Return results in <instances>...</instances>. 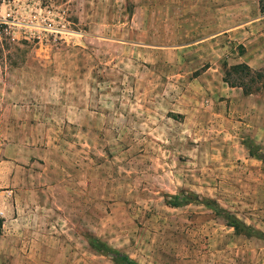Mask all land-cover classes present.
<instances>
[{"label": "rangeland", "instance_id": "rangeland-1", "mask_svg": "<svg viewBox=\"0 0 264 264\" xmlns=\"http://www.w3.org/2000/svg\"><path fill=\"white\" fill-rule=\"evenodd\" d=\"M239 63L257 0H0V264H264Z\"/></svg>", "mask_w": 264, "mask_h": 264}, {"label": "crops", "instance_id": "crops-1", "mask_svg": "<svg viewBox=\"0 0 264 264\" xmlns=\"http://www.w3.org/2000/svg\"><path fill=\"white\" fill-rule=\"evenodd\" d=\"M233 92L231 93L232 98L228 100L230 104H233L235 100L239 101L238 105H231L233 108V113L231 117L233 118V125L235 127L234 134L239 138V143L242 144L246 149L245 141L249 139L261 145H264V102L262 105H257L256 99H253V104L257 105V108H251V101L249 100L251 95H245L241 88L233 87L231 88ZM264 100V96H262ZM236 102V101H235ZM235 110V111H234ZM248 161H253V157L247 151ZM260 161V160H258ZM262 163V161H260Z\"/></svg>", "mask_w": 264, "mask_h": 264}, {"label": "trees", "instance_id": "trees-1", "mask_svg": "<svg viewBox=\"0 0 264 264\" xmlns=\"http://www.w3.org/2000/svg\"><path fill=\"white\" fill-rule=\"evenodd\" d=\"M257 4L259 13L264 15V0H257ZM223 81L229 87L241 88L245 95H251L261 90L259 87H254L257 82H259L260 86H263L262 88H264L263 72L255 71L245 63H239L229 67L226 66L224 70ZM249 145H247L249 154L251 156H255L264 164V158L260 155H257L255 152L253 153ZM2 225L3 219L0 217V232L2 230ZM114 258L117 262L123 264H137L131 261L127 256L121 255L120 253H115Z\"/></svg>", "mask_w": 264, "mask_h": 264}]
</instances>
